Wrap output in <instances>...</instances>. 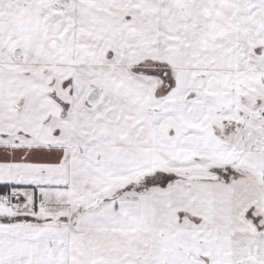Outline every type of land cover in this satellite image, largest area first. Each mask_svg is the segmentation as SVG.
<instances>
[{
  "label": "snow or ice",
  "instance_id": "1",
  "mask_svg": "<svg viewBox=\"0 0 264 264\" xmlns=\"http://www.w3.org/2000/svg\"><path fill=\"white\" fill-rule=\"evenodd\" d=\"M0 264H264V0H0Z\"/></svg>",
  "mask_w": 264,
  "mask_h": 264
}]
</instances>
